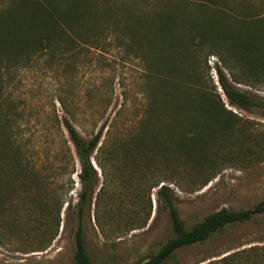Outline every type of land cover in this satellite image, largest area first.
Instances as JSON below:
<instances>
[{
  "label": "rangeland",
  "instance_id": "obj_1",
  "mask_svg": "<svg viewBox=\"0 0 264 264\" xmlns=\"http://www.w3.org/2000/svg\"><path fill=\"white\" fill-rule=\"evenodd\" d=\"M128 1L127 9L116 6L114 12L132 30L152 29L155 14L167 10L175 18L179 11L184 17L204 20L209 8L227 9L225 2L236 11L250 4V15L264 17V0ZM142 1L144 23L143 12L132 4ZM94 7L104 9L107 3L95 0ZM128 26L107 25L106 38L94 45L77 43L64 55L50 58L46 52L19 67L14 81L3 88L6 101L17 111L13 121L17 135L26 140L21 161L50 169L25 168L23 174L0 183V264H73L79 164L65 120L84 138L102 123L106 126L98 144L105 171L95 166L96 184L82 219L94 264H138L172 235L164 199L156 194L162 183L171 189L187 227L221 208L245 209L264 200V108L227 105L215 73L221 66L239 90L264 103V67L250 75L232 62L222 66L215 55L207 56L206 63L202 56L197 66L188 54L181 61L163 52L159 42H121L115 30H130ZM180 63L183 74L186 69L199 88L221 94L234 123L221 130L214 122H204L199 112L192 113L193 155L199 159L204 152L208 159L202 168L200 162L185 164L176 174V142L187 143L176 139L175 82ZM136 133L142 134L143 158L121 152L114 159L105 156L118 138L123 141ZM0 137L9 146L4 130ZM188 151H181L182 159ZM247 262L264 264V213L178 249L164 264Z\"/></svg>",
  "mask_w": 264,
  "mask_h": 264
},
{
  "label": "trees",
  "instance_id": "obj_2",
  "mask_svg": "<svg viewBox=\"0 0 264 264\" xmlns=\"http://www.w3.org/2000/svg\"><path fill=\"white\" fill-rule=\"evenodd\" d=\"M104 2L107 3V7L100 9L94 7L95 0H0V130L5 131L9 142V146L6 147L0 137V183L2 180H9L10 176L17 177L23 174L25 168L35 167L34 164L29 165V162L21 161L27 151L26 140H21L17 135L19 131L13 122L16 120L17 111L9 100L6 101L3 88L14 81L19 67L25 66L46 52L50 53V58L64 55L77 43L94 45L95 42L106 38L110 33L109 28H105L107 25L123 24L127 27L128 23H123L124 20L116 11L114 12V8L122 6L127 9L130 1L121 0L119 4L118 0ZM143 3L142 1L140 4L135 2L132 4L136 10L143 12L141 19L144 23L143 14L146 13V7H143ZM223 4L227 9L209 8L203 13L204 20L184 17L179 11H176L175 18L167 10L160 15L155 14L152 29L147 28V31H143L144 28L136 27L132 30L128 26L130 30L119 28L115 32L121 42H159V49L170 55H177L181 61L184 55L188 54L194 58L192 61L197 66L202 56L206 63L207 56L215 55L222 66L228 67L232 62L243 66L248 70L247 73L252 75L264 67V17L256 18V14L250 15L252 11L249 9L253 7L250 4H246L240 11L234 10L227 2ZM177 49L181 51L176 52ZM183 68V63L176 64L178 75L175 82L176 125H179L176 139L181 138L187 143L179 145L176 142V174L180 172L182 165L191 166L200 162L198 167L202 168L208 159L204 152L199 159L193 155V142L190 141L194 138L191 131L192 113L199 112L198 116L204 122H214L221 130L229 128L230 123H234L221 94L199 88L195 81L189 79L193 76L186 75V69L183 74ZM215 73L227 105L244 110L264 108L262 101L239 90L231 83L221 66H216ZM64 126L79 164L77 175L80 190L75 204L77 225L74 231L72 260L73 264H94L87 247L82 219L86 204L89 206L91 204L97 168L101 173L105 171V165L101 160L102 148L98 144L106 126L102 123L89 138H84L68 120L64 121ZM141 138L140 133L126 135L123 141L118 138L117 142L110 144L105 150V156L114 159L115 155L121 152L135 154L139 159L143 158L144 147ZM186 148L189 151L182 159L181 151H185ZM95 150L97 151L93 155ZM67 155L71 157L69 148ZM92 158L95 165L92 164ZM37 168L50 169L46 165ZM156 194L158 198L162 196L164 199L172 235L156 252L138 264H164L178 249L203 242L225 226L243 223L264 213L263 200L245 209L221 208L187 227L175 207L174 196L168 184H160Z\"/></svg>",
  "mask_w": 264,
  "mask_h": 264
}]
</instances>
